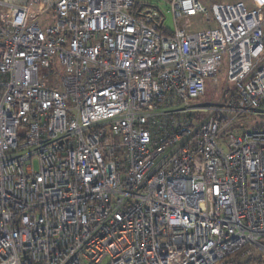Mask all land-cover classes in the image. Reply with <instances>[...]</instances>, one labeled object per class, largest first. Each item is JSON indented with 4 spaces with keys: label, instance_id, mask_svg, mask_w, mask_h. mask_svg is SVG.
Masks as SVG:
<instances>
[{
    "label": "built area",
    "instance_id": "obj_1",
    "mask_svg": "<svg viewBox=\"0 0 264 264\" xmlns=\"http://www.w3.org/2000/svg\"><path fill=\"white\" fill-rule=\"evenodd\" d=\"M165 1L0 0V264L264 260V0Z\"/></svg>",
    "mask_w": 264,
    "mask_h": 264
},
{
    "label": "rangeland",
    "instance_id": "obj_2",
    "mask_svg": "<svg viewBox=\"0 0 264 264\" xmlns=\"http://www.w3.org/2000/svg\"><path fill=\"white\" fill-rule=\"evenodd\" d=\"M207 5H211L213 3H233L237 1H243L246 4L249 3L250 0H201ZM138 4L148 2L149 4L156 5L161 9V11H165L167 4L165 0H135ZM195 23L198 29H206V28H213L215 27V23L211 20L210 22H205L202 16H197L195 18ZM164 25L172 30L173 29V22L170 15H167L164 20ZM225 69L219 70L217 73V78L219 81L218 88L213 87V83L211 80V77H208L205 79V94L204 96L199 100L202 103L206 104H213L217 102V99L222 94V90L226 83V77H225ZM44 70L40 68V72H43ZM264 125V117L260 116L258 114L254 113H245L240 115L236 121L231 126V129L236 130L237 132H243L246 130H249L251 128H254L256 126ZM252 264V263H250ZM254 264V263H253Z\"/></svg>",
    "mask_w": 264,
    "mask_h": 264
},
{
    "label": "trees",
    "instance_id": "obj_3",
    "mask_svg": "<svg viewBox=\"0 0 264 264\" xmlns=\"http://www.w3.org/2000/svg\"><path fill=\"white\" fill-rule=\"evenodd\" d=\"M142 5H143L142 3L138 4L137 2H135L132 9H131V12L137 11L138 9H140V7H142ZM160 32L165 34V35H168V36L172 35V31L166 27L165 28L160 27ZM250 263H252V264L253 263L254 264H264V260L247 258V259L241 261L239 264H250Z\"/></svg>",
    "mask_w": 264,
    "mask_h": 264
}]
</instances>
